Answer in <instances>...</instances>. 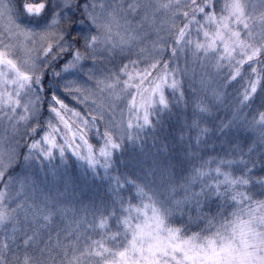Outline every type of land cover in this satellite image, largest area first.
Returning <instances> with one entry per match:
<instances>
[{
    "label": "snow or ice",
    "instance_id": "6c2138e0",
    "mask_svg": "<svg viewBox=\"0 0 264 264\" xmlns=\"http://www.w3.org/2000/svg\"><path fill=\"white\" fill-rule=\"evenodd\" d=\"M0 264H264V0H0Z\"/></svg>",
    "mask_w": 264,
    "mask_h": 264
}]
</instances>
